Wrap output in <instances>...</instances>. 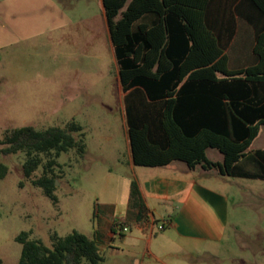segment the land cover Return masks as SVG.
Instances as JSON below:
<instances>
[{"label": "rangeland", "instance_id": "rangeland-1", "mask_svg": "<svg viewBox=\"0 0 264 264\" xmlns=\"http://www.w3.org/2000/svg\"><path fill=\"white\" fill-rule=\"evenodd\" d=\"M103 25L99 0H0V138L9 129L74 122L86 146L82 156L70 149L56 158V202L24 179L22 153L0 155L8 167L0 180L2 264L18 263L21 232L50 247L53 234L73 231L95 243L103 264H264L263 180L189 173L197 189L214 195L217 215L209 217L203 199L192 197L193 208L153 199L151 253L135 224L116 228L129 212L131 182L163 170L141 174L128 165L119 65ZM250 149H264L263 126Z\"/></svg>", "mask_w": 264, "mask_h": 264}, {"label": "trees", "instance_id": "trees-1", "mask_svg": "<svg viewBox=\"0 0 264 264\" xmlns=\"http://www.w3.org/2000/svg\"><path fill=\"white\" fill-rule=\"evenodd\" d=\"M110 44L125 92L123 115L132 163L264 181V149L250 146L264 127V0H102ZM85 133L25 126L6 130L0 155L22 153V174L56 202V158L85 153ZM216 150L220 162L207 158ZM41 168V176L33 178ZM8 167L0 161V180ZM22 184V183H21ZM129 223L146 233L150 213L131 182ZM50 247L21 232L17 264H103L95 243L73 231ZM0 264L2 261L0 260Z\"/></svg>", "mask_w": 264, "mask_h": 264}, {"label": "crops", "instance_id": "crops-1", "mask_svg": "<svg viewBox=\"0 0 264 264\" xmlns=\"http://www.w3.org/2000/svg\"><path fill=\"white\" fill-rule=\"evenodd\" d=\"M99 1H100V6H101L102 18L104 20V25H103L104 37L106 39V42L110 45V47L113 48L109 40L108 26H107V21H106L105 14H104L102 0H99ZM127 1L129 2L130 0H127ZM117 81H118V95L121 101V112L123 115V100L122 99H123L125 92L123 91V88L119 82V77H117ZM123 120H124V115H123ZM124 126H125V120H124ZM125 132H126V128H125ZM126 140H127V136H126ZM127 144H128V141H127ZM206 156L211 161L220 162L222 160V156L220 154L215 159L209 158L207 155V152H206ZM128 165L132 170H135L133 168H141V170L138 169L140 170L141 174L147 173L146 171H143L144 170L143 168H146V167H139V166L133 165L129 145H128ZM151 169H159L163 171H154L155 172L154 174H157L159 176H156L154 178L151 177L148 180L147 179L142 180L143 181L142 183L139 180H137L136 182L140 196L145 206L147 207L149 213L151 214V217H150L151 224L147 232L142 233L138 229V231L141 232L142 236L143 235L146 236V247H147V250H149V252H150V243L152 240L151 238L153 236V230H154V226H153L154 216L151 210V202L153 199L159 200L161 203H164V205H170V204L173 205L175 203H178L182 205L184 208H187L188 206L190 208L195 207V204L192 203L191 201L192 197L194 198V200L196 198L203 199L205 203L208 204L207 208L213 209L211 212H209V215H210L209 217L211 219L217 215L216 204H218L216 202V199L214 198V195L209 194L207 192H203L201 188L197 189L196 185L188 181L187 179L189 176V173L191 172L203 175V174H210V173L213 174V171L215 170L204 171L200 167H196L193 170H189L184 163L179 162V161L172 162L169 165L164 166V167H157V168H151ZM190 202H191V205H190ZM168 218L170 219V216H168ZM110 226H111V223L109 224V232L107 233V236L111 238L113 237V233L111 232L112 226L111 227ZM166 226H172V221L167 222ZM136 263H138V261H136Z\"/></svg>", "mask_w": 264, "mask_h": 264}, {"label": "built area", "instance_id": "built-area-1", "mask_svg": "<svg viewBox=\"0 0 264 264\" xmlns=\"http://www.w3.org/2000/svg\"><path fill=\"white\" fill-rule=\"evenodd\" d=\"M119 224H120V222H118V224L116 225V228H117V229H120ZM158 229H159V230H162V229H163V225H162V226H159ZM121 231L126 232V231H127V228H126V227H123V228L121 229Z\"/></svg>", "mask_w": 264, "mask_h": 264}]
</instances>
